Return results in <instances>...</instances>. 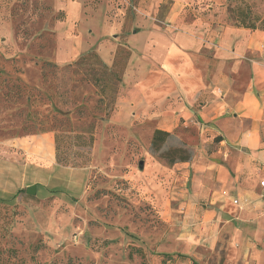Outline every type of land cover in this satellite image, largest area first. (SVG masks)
Listing matches in <instances>:
<instances>
[{
    "label": "rangeland",
    "instance_id": "rangeland-1",
    "mask_svg": "<svg viewBox=\"0 0 264 264\" xmlns=\"http://www.w3.org/2000/svg\"><path fill=\"white\" fill-rule=\"evenodd\" d=\"M235 6L264 22V0H0V264H220L187 247L183 200L158 165L177 148L212 154L217 138L179 124L155 152V129L117 98L147 22L264 32L236 26Z\"/></svg>",
    "mask_w": 264,
    "mask_h": 264
},
{
    "label": "crops",
    "instance_id": "crops-1",
    "mask_svg": "<svg viewBox=\"0 0 264 264\" xmlns=\"http://www.w3.org/2000/svg\"><path fill=\"white\" fill-rule=\"evenodd\" d=\"M165 19L171 25L147 22L128 39L117 113L167 132L192 123L217 138L212 154L158 164L183 200L187 247L220 252V264H264V32Z\"/></svg>",
    "mask_w": 264,
    "mask_h": 264
},
{
    "label": "trees",
    "instance_id": "trees-1",
    "mask_svg": "<svg viewBox=\"0 0 264 264\" xmlns=\"http://www.w3.org/2000/svg\"><path fill=\"white\" fill-rule=\"evenodd\" d=\"M231 12V14H230ZM229 14L230 17L234 20L236 26H241L244 28H249V29H256L259 28L261 30H264V22L263 19L259 22V26L257 27L255 24L254 20H247L246 16L243 13V11L241 10L240 6H235L229 9ZM123 52L124 56L122 58H124V62L126 60V58L129 57L130 52L128 50H125L123 48H119L117 50V54ZM83 57L80 58V60ZM117 62L115 61L113 63V66L116 65ZM101 65L104 69H106L108 71L109 74H111L117 81H120V76H118V72L117 71H112V69H110L106 64H104L103 62H101ZM126 67V63L125 65L123 64L122 68V72H124ZM169 132L162 130V129H155L153 131L152 137H151V141H150V148L155 151V152H159L161 149V145L164 143L165 139L167 136H169ZM91 143V137L88 138V144ZM176 155V156H175ZM160 157L164 158L167 157V164H173L177 161H187L190 159V155L183 149V148H177L168 152H161L160 153Z\"/></svg>",
    "mask_w": 264,
    "mask_h": 264
},
{
    "label": "built area",
    "instance_id": "built-area-1",
    "mask_svg": "<svg viewBox=\"0 0 264 264\" xmlns=\"http://www.w3.org/2000/svg\"><path fill=\"white\" fill-rule=\"evenodd\" d=\"M259 186H260V197L264 200V178L260 179ZM232 203L235 205L239 204L237 199L232 200Z\"/></svg>",
    "mask_w": 264,
    "mask_h": 264
},
{
    "label": "water",
    "instance_id": "water-1",
    "mask_svg": "<svg viewBox=\"0 0 264 264\" xmlns=\"http://www.w3.org/2000/svg\"><path fill=\"white\" fill-rule=\"evenodd\" d=\"M139 167L143 166V161H139L138 163ZM26 192L29 194H33L34 193V187L33 186H29L28 188H26Z\"/></svg>",
    "mask_w": 264,
    "mask_h": 264
}]
</instances>
